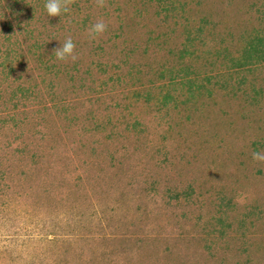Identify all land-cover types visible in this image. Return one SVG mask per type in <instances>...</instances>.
Returning <instances> with one entry per match:
<instances>
[{
  "label": "rangeland",
  "instance_id": "obj_1",
  "mask_svg": "<svg viewBox=\"0 0 264 264\" xmlns=\"http://www.w3.org/2000/svg\"><path fill=\"white\" fill-rule=\"evenodd\" d=\"M45 3L0 0V264H264V0Z\"/></svg>",
  "mask_w": 264,
  "mask_h": 264
},
{
  "label": "clouds",
  "instance_id": "obj_2",
  "mask_svg": "<svg viewBox=\"0 0 264 264\" xmlns=\"http://www.w3.org/2000/svg\"><path fill=\"white\" fill-rule=\"evenodd\" d=\"M74 2L75 0H46L44 7L46 9L47 16L60 17L62 13H67L70 11V6ZM105 3L106 0H96V4L98 7H105ZM107 28L108 25L102 19L98 20L87 30L89 39H97L98 36H100L107 30ZM75 47L76 45L74 44L72 38L69 36L65 39L62 45L53 49V53L56 59L59 61L67 62L69 59H71V61L75 62L78 59L74 51ZM252 158L255 161L264 162V152H253Z\"/></svg>",
  "mask_w": 264,
  "mask_h": 264
}]
</instances>
